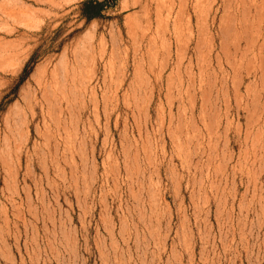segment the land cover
<instances>
[{
	"label": "rangeland",
	"instance_id": "1",
	"mask_svg": "<svg viewBox=\"0 0 264 264\" xmlns=\"http://www.w3.org/2000/svg\"><path fill=\"white\" fill-rule=\"evenodd\" d=\"M0 0V264H264V0Z\"/></svg>",
	"mask_w": 264,
	"mask_h": 264
},
{
	"label": "trees",
	"instance_id": "2",
	"mask_svg": "<svg viewBox=\"0 0 264 264\" xmlns=\"http://www.w3.org/2000/svg\"><path fill=\"white\" fill-rule=\"evenodd\" d=\"M104 1L98 0H82L79 3V11L85 19H91L99 16V12L103 9Z\"/></svg>",
	"mask_w": 264,
	"mask_h": 264
}]
</instances>
